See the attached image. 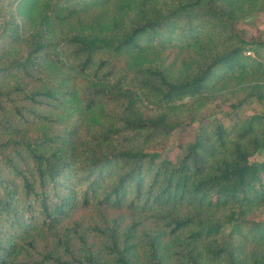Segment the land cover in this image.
I'll list each match as a JSON object with an SVG mask.
<instances>
[{"label": "trees", "instance_id": "1", "mask_svg": "<svg viewBox=\"0 0 264 264\" xmlns=\"http://www.w3.org/2000/svg\"><path fill=\"white\" fill-rule=\"evenodd\" d=\"M259 13L264 0H0V264H264V110L204 115L218 95L230 112L264 100V40L241 26ZM76 115L96 132L58 128ZM192 123L172 159L145 150Z\"/></svg>", "mask_w": 264, "mask_h": 264}, {"label": "rangeland", "instance_id": "2", "mask_svg": "<svg viewBox=\"0 0 264 264\" xmlns=\"http://www.w3.org/2000/svg\"><path fill=\"white\" fill-rule=\"evenodd\" d=\"M249 36L260 38L264 40V14L259 13L255 17L249 19L247 23L241 25ZM260 52H264V49H260ZM172 54L168 55V60L172 58ZM233 102V99L224 100L223 96H215L211 99L210 104L204 111L206 117H215L220 119L225 125H228L235 116L245 117L254 112H259L264 110V100L260 103L252 102L247 105H243L236 112H230L229 104ZM121 100H114L105 105L106 111L112 114L114 117H121L123 114L121 105ZM197 123H192L181 129H176L172 135L166 139L159 142L151 143L145 148L146 151H154L160 154L161 157L172 159L178 152L179 149L185 144L192 141L193 136L197 129ZM61 130L77 129L81 133H94L97 128L91 121L83 119L81 116L76 115L73 118L63 122L61 126L58 127ZM264 157V152L256 154L253 159L261 160ZM92 210H79L74 219L82 220L84 225H87L90 221H97ZM107 219L115 218L117 221L126 225L130 222V216L123 211H113L107 210L105 212ZM258 219L264 221V212H262ZM92 240V239H91Z\"/></svg>", "mask_w": 264, "mask_h": 264}]
</instances>
